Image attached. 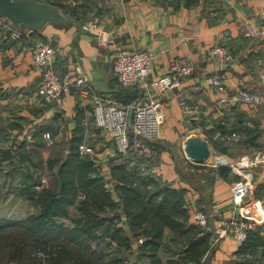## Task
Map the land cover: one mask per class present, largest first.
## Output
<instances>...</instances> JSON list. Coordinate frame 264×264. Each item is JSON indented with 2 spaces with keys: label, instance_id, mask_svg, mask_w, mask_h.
<instances>
[{
  "label": "crops",
  "instance_id": "obj_1",
  "mask_svg": "<svg viewBox=\"0 0 264 264\" xmlns=\"http://www.w3.org/2000/svg\"><path fill=\"white\" fill-rule=\"evenodd\" d=\"M65 1L70 5L86 2ZM92 1L102 11L81 26L51 24L43 30L22 27L23 36L18 39L13 38L11 30L0 28V150L3 157L0 164L6 165L3 177L13 190L20 186L22 175L13 179L8 169L11 160H4V155L26 143L29 148L33 147L36 162L31 164V170L40 181L45 177V165L49 168V160L62 154L60 151L72 139L81 117L87 134L85 141L93 134L91 142L99 151L105 181L113 177L109 162L116 154L110 140L96 127L92 102L87 100L83 104L77 90L72 89L66 94V106L62 109L46 103L38 94L41 72L35 67L30 52L34 42L44 41V38L56 44L59 51L56 67L61 73H71L73 78L86 77L98 91L122 104L154 95L152 83L168 73L172 61L186 57L196 62L197 70L179 89L162 96L166 120L160 139L155 142L159 159L151 172L163 183L183 190L190 223L210 235L212 245L216 229L236 212L232 181L221 176L219 167L231 168L232 163L256 150L235 144L231 153L221 152L213 142L225 143L224 135L231 133L222 134L218 127H232L243 114L247 125L259 133L258 142L264 144V39L248 38L241 30L246 21L262 24L260 14L264 11V0ZM103 40H108L109 44H103ZM216 45L230 48L235 60L224 63L210 57ZM115 47L125 51L150 49L155 53L147 89L143 85L123 87L118 83L112 63ZM217 73L225 76V92L212 89L206 81L207 76ZM181 99L198 104L199 112L187 115L182 110ZM42 127L44 133L39 135ZM31 129H35L33 143L26 139ZM46 133L51 134L53 144L46 141ZM190 137H201L210 143L211 157H214L210 167L186 170L187 165L198 164L186 153V141ZM46 149H53L52 157L39 159ZM182 160L184 168L180 164ZM110 192L115 199L114 192ZM116 195L121 201L117 190ZM196 209L209 214L206 227L195 222ZM237 213L256 220L264 237V181ZM126 233L132 237L129 226ZM167 235H171L170 230ZM143 242L141 238L134 243V252ZM181 246L187 248L185 244ZM240 247L232 236L225 237L211 248L201 264H258L251 255H240ZM161 256L173 257L171 252H162Z\"/></svg>",
  "mask_w": 264,
  "mask_h": 264
},
{
  "label": "trees",
  "instance_id": "obj_2",
  "mask_svg": "<svg viewBox=\"0 0 264 264\" xmlns=\"http://www.w3.org/2000/svg\"><path fill=\"white\" fill-rule=\"evenodd\" d=\"M42 1L60 6L82 24L102 11L92 0L74 7L63 0ZM82 120L78 119L62 154L49 160V169L56 171L55 186L35 190L40 178L31 170L36 162L33 147L25 143L4 155V160H11L8 169L13 179L22 175L16 196L29 201L35 211L20 220L0 218V264H201L211 250L210 235L190 223L183 190L163 183L144 161L115 155L109 166L121 195L116 202L99 163L80 153V145L87 139ZM218 129L222 134L237 132L240 136L233 145L213 142L221 152L231 153L235 144L253 149L263 146L243 114L232 127L220 125ZM43 133L44 127L39 135ZM219 172L232 183L240 179L231 168L222 166ZM128 226L132 237L126 233ZM260 232L257 224L239 249L240 255H251L258 264L264 260ZM140 238L144 242L134 252V243ZM162 252H171L173 257L165 259Z\"/></svg>",
  "mask_w": 264,
  "mask_h": 264
},
{
  "label": "built area",
  "instance_id": "obj_3",
  "mask_svg": "<svg viewBox=\"0 0 264 264\" xmlns=\"http://www.w3.org/2000/svg\"><path fill=\"white\" fill-rule=\"evenodd\" d=\"M261 25L246 21L241 30L248 38L264 39V11L261 12ZM0 28H5L13 32V38L18 39L23 36V31L14 26L6 18H0ZM103 44L108 45V40H103ZM35 67L41 72V81L38 87L40 97L50 105H57L64 108V98L69 91L76 89L83 104L90 100L93 105L96 127L113 145L116 155L123 157L132 156L144 161L152 167L159 159V151L155 147V142L160 139L163 124L166 120V110L162 101V96L169 91L179 89L184 80L194 75L197 70L196 62L180 57L172 61L167 74L161 76L152 83L154 95L138 99L128 104L117 102L113 96L101 93L86 77L77 76L73 78L71 73H61L57 67L59 57L58 49L51 42L36 41L30 48ZM210 57L216 58L224 63H231L235 56L230 48L224 45H216L210 51ZM156 55L150 49H140L135 51H125L120 47H115L112 56V63L116 73L118 83L123 87H135L143 85L149 87L148 77L152 73ZM206 81L212 89L219 92L227 90L225 76L220 73L206 77ZM157 93V94H156ZM182 110L189 116L196 115L200 106L193 104L186 99H181ZM133 112L132 124L130 115ZM35 129H31L26 139L34 142ZM133 132V134H132ZM92 133L89 140L80 145V153L96 156V161L100 163V154L91 142ZM45 139L49 144H53L50 133L45 134ZM240 139L237 132L224 135L227 145H233ZM232 171L240 179L232 183V199L235 213L229 220H225L215 231L211 248L219 244L222 239L232 236L240 245L247 241L249 232L257 227V221L240 215V209L246 201L254 194L258 185L264 181V144L250 155L241 157L237 162L232 163ZM107 181L108 190L113 191L115 200L119 201L116 195V181L109 178ZM49 182L46 177L41 178L36 187L43 189ZM193 218L198 225L206 227L209 224V214L196 209ZM195 264V263H188Z\"/></svg>",
  "mask_w": 264,
  "mask_h": 264
},
{
  "label": "water",
  "instance_id": "obj_4",
  "mask_svg": "<svg viewBox=\"0 0 264 264\" xmlns=\"http://www.w3.org/2000/svg\"><path fill=\"white\" fill-rule=\"evenodd\" d=\"M0 18H6L17 28L33 30H43L51 24L81 26L78 20L69 17L60 6L42 0H0ZM132 119L133 112L130 115L131 124ZM185 149L188 157L197 163H203L212 156L210 143L201 137L188 138ZM59 181L62 185L61 178Z\"/></svg>",
  "mask_w": 264,
  "mask_h": 264
},
{
  "label": "rangeland",
  "instance_id": "obj_5",
  "mask_svg": "<svg viewBox=\"0 0 264 264\" xmlns=\"http://www.w3.org/2000/svg\"><path fill=\"white\" fill-rule=\"evenodd\" d=\"M63 2H66V1L63 0ZM71 6L74 7L76 5H71ZM77 6H78V4H77ZM155 147L158 150V147H157L156 144H155ZM57 152H59V150ZM53 153H54L53 149H49V150L46 149L45 151L41 152V154L39 156L40 157L39 159H41V160H46L47 159L48 160V158L52 157ZM1 155H2V151L0 150V161L3 160V157H1ZM93 158L96 159V156H94ZM177 159H179V158H177ZM213 159H214V157H211L210 160H207V161H205L203 163L191 164L190 166L187 165L186 166L187 167L186 170L190 169V168L193 169V167H202V168L210 167L213 164L212 163ZM183 161L184 160L180 161V164L182 165V168H184L183 165L185 163ZM185 161H186V156H185ZM40 164L44 165L45 163L41 162ZM5 167H6V165L1 166V164H0V218L19 219V218H22V217H26L28 214L34 212L35 209L33 208V205L29 201H26V200L16 196L15 189L18 186L16 188H14V190L11 187H9L10 185L8 184V181H6L5 178L3 177V175L5 173L3 168H5ZM45 168H46V171H44V174H45V177L49 181V182L46 183L45 187H47V186H49V187L55 186L56 185V171L49 170L47 164L45 165ZM101 174H102V176L105 179V175H103L102 171H101ZM111 178L114 179L113 177H111ZM105 183L107 185V181H105ZM41 189L35 187L36 191H40ZM107 189H108V187H107ZM72 210H73V208H72ZM164 258L166 259L167 257H164ZM189 263H193V262H189Z\"/></svg>",
  "mask_w": 264,
  "mask_h": 264
}]
</instances>
